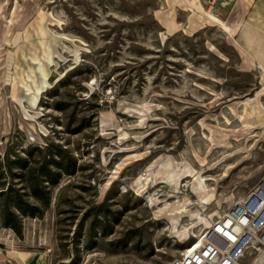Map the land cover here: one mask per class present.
<instances>
[{
    "label": "rangeland",
    "instance_id": "374dc122",
    "mask_svg": "<svg viewBox=\"0 0 264 264\" xmlns=\"http://www.w3.org/2000/svg\"><path fill=\"white\" fill-rule=\"evenodd\" d=\"M48 141L0 264H174L264 177V0H0V152Z\"/></svg>",
    "mask_w": 264,
    "mask_h": 264
},
{
    "label": "trees",
    "instance_id": "16d2710c",
    "mask_svg": "<svg viewBox=\"0 0 264 264\" xmlns=\"http://www.w3.org/2000/svg\"><path fill=\"white\" fill-rule=\"evenodd\" d=\"M55 108L65 109L60 102ZM11 147L0 152V224L20 232L21 215L41 216L60 176L73 174L78 164L71 150L59 143H28L18 151Z\"/></svg>",
    "mask_w": 264,
    "mask_h": 264
},
{
    "label": "built area",
    "instance_id": "2783aa9c",
    "mask_svg": "<svg viewBox=\"0 0 264 264\" xmlns=\"http://www.w3.org/2000/svg\"><path fill=\"white\" fill-rule=\"evenodd\" d=\"M174 264H264V177L213 219Z\"/></svg>",
    "mask_w": 264,
    "mask_h": 264
},
{
    "label": "bare ground",
    "instance_id": "6f19581e",
    "mask_svg": "<svg viewBox=\"0 0 264 264\" xmlns=\"http://www.w3.org/2000/svg\"><path fill=\"white\" fill-rule=\"evenodd\" d=\"M224 26H225V25H224ZM199 236H200V234H199ZM199 236H198V237H199ZM199 243H200V239L198 240V242L196 243V245H198Z\"/></svg>",
    "mask_w": 264,
    "mask_h": 264
}]
</instances>
